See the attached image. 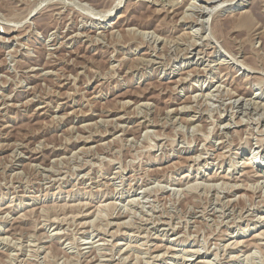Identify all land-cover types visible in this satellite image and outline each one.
<instances>
[{"label": "rangeland", "instance_id": "1", "mask_svg": "<svg viewBox=\"0 0 264 264\" xmlns=\"http://www.w3.org/2000/svg\"><path fill=\"white\" fill-rule=\"evenodd\" d=\"M117 1L0 0V264H264V0Z\"/></svg>", "mask_w": 264, "mask_h": 264}, {"label": "bare ground", "instance_id": "2", "mask_svg": "<svg viewBox=\"0 0 264 264\" xmlns=\"http://www.w3.org/2000/svg\"><path fill=\"white\" fill-rule=\"evenodd\" d=\"M209 1V0H208ZM208 1H206L207 3H208ZM212 2V1H211ZM230 2V1H229ZM238 2H239V0H238ZM120 3H121V1L119 0V1H117L115 4H113L106 12H104V13H106L105 15L103 14V18H105V17H108L107 19H110V17H111V14H112V12L116 9V8H118L119 7V5H120ZM240 3H242V2H240ZM233 4H236V2H234ZM157 5V4H156ZM242 5V4H241ZM221 6V5H220ZM236 6V5H235ZM234 5L233 6H231L230 8H233V7H235ZM91 7V6H90ZM242 7V6H241ZM187 8V7H186ZM94 9V8H93ZM180 8H172V10H171V13H174V12H177L178 10H179ZM188 9V8H187ZM203 9V8H202ZM234 9V8H233ZM170 11V10H169ZM234 10H229L228 12L229 13H231V12H233ZM101 13V12H100ZM101 15V14H100ZM102 16V15H101ZM188 17H189V15H187ZM81 18V17H80ZM182 19V18H181ZM106 21V20H105ZM108 26V24H106V22L104 23V20L102 21L101 20V28H105V27H107ZM68 28V27H67ZM112 28H113V26H112ZM150 32V31H149ZM144 34V33H143ZM77 35V34H76ZM87 35V34H86ZM144 36V35H143ZM152 37V36H151ZM69 38V37H68ZM96 38V37H95ZM158 38V37H157ZM160 38V37H159ZM1 39V38H0ZM13 39H15V38H13ZM67 40V39H66ZM92 40V39H91ZM204 40H205V38H204ZM9 42V41H8ZM55 42V41H54ZM177 42V41H176ZM193 42V41H192ZM195 42V41H194ZM193 42V43H194ZM95 43V42H94ZM174 43V42H173ZM61 44V43H60ZM96 44V43H95ZM154 44V43H153ZM166 44V43H165ZM192 46V45H191ZM153 47V46H152ZM154 48V47H153ZM156 48V47H155ZM14 52V51H13ZM189 52V51H188ZM263 53V52H262ZM186 54V53H185ZM229 54V53H228ZM261 54V53H260ZM17 55V54H16ZM156 55V54H155ZM234 55V54H233ZM231 56V55H230ZM160 58V57H159ZM138 60H140V59H138ZM136 61V60H135ZM141 61V60H140ZM149 61V60H148ZM223 61V60H222ZM149 62H151V61H149ZM148 62V63H149ZM158 62V61H157ZM243 62V61H242ZM143 63V62H142ZM145 63V62H144ZM137 64V63H136ZM243 64V63H242ZM149 65V64H148ZM133 66V65H132ZM111 68V67H110ZM246 68H247V66H246ZM249 68V67H248ZM193 70V69H192ZM253 70V69H252ZM259 70V69H258ZM257 70V71H258ZM246 71V70H245ZM51 72V71H50ZM79 72V71H78ZM205 72V71H204ZM52 75H54V74H52ZM263 75V74H262ZM25 77V76H24ZM71 77V76H70ZM246 77V76H245ZM250 77H252V76H250ZM73 78V77H72ZM256 78V77H255ZM69 79V78H68ZM74 79V78H73ZM253 79H254V77H253ZM27 80V79H26ZM67 80V79H66ZM183 80V79H182ZM176 81V80H175ZM255 81V80H254ZM179 82V79H178V81H176V85H177V83ZM183 82V81H182ZM22 83V82H21ZM69 83V82H68ZM73 84V83H72ZM253 84V83H252ZM175 85V86H176ZM260 85V84H259ZM227 89V88H226ZM225 89V90H226ZM217 90V89H216ZM220 91V90H219ZM229 91V90H228ZM59 92V91H58ZM56 93V92H55ZM222 93V92H221ZM81 94V93H80ZM209 94V93H208ZM220 94V93H219ZM257 94V93H256ZM31 95V94H30ZM205 95H207V94H205ZM216 95V94H215ZM225 95V94H224ZM236 95V94H235ZM11 96V95H10ZM69 96V95H68ZM194 96H196V95H194ZM202 96V95H201ZM212 96V95H211ZM36 97V96H35ZM192 98V97H191ZM212 98V97H211ZM236 98V97H235ZM237 98H240V99H242L243 101H244V103H245V106L247 105L248 106V104H247V102L249 103V105L250 104H252V109L253 110H256L257 111V108H258V106H260V108L259 109H261V110H264V103L262 104V105H259V103L257 102V101H255V100H258L259 99V97H257L256 95L254 96V95H251L250 93H245V92H239L238 94H237ZM232 99V98H231ZM27 100V99H26ZM28 100H30V99H28ZM35 100V99H34ZM214 100V99H213ZM30 101H33L32 99L30 100ZM231 101V100H230ZM26 102V101H25ZM29 102V101H28ZM121 102V101H120ZM130 102V101H129ZM128 102V103H129ZM232 102V101H231ZM27 103V102H26ZM30 103V102H29ZM64 103V102H63ZM146 103V102H145ZM234 103H236V102H234ZM28 104V103H27ZM47 104H49V103H47ZM261 104V103H260ZM10 105V104H9ZM8 105V106H9ZM119 105H121L120 103H119ZM129 105V104H128ZM148 105V104H147ZM152 105V104H151ZM21 106V105H20ZM62 106V105H61ZM194 106V105H193ZM229 106V105H228ZM242 106V105H241ZM6 107V106H5ZM43 107V106H42ZM143 107V106H142ZM154 107V106H153ZM183 107V106H182ZM38 108V107H37ZM36 108V109H37ZM40 108V107H39ZM38 108V109H39ZM126 108V107H125ZM178 108V107H177ZM181 108V107H180ZM185 108V107H184ZM189 108V107H188ZM245 108H247V107H245ZM244 108V109H245ZM248 109V108H247ZM49 110V109H48ZM134 110V109H133ZM178 110H180L181 111V109H178ZM183 110V109H182ZM198 110V109H197ZM253 110H252V112H253ZM120 111V110H119ZM173 111V110H172ZM172 111H169V112H172ZM180 111H178V112H180ZM250 111V110H249ZM115 112V111H114ZM167 112V111H166ZM243 112V111H242ZM110 113H112V112H108V115H111ZM142 113V112H141ZM254 113V112H253ZM260 113H261V111H260ZM41 114V113H40ZM244 114H245V112H244ZM262 114V113H261ZM107 115V114H106ZM127 115V114H126ZM210 115V114H209ZM247 115V114H246ZM141 116V115H140ZM222 116V115H221ZM261 116V115H260ZM264 116V115H263ZM66 117V116H65ZM78 117V116H77ZM120 117V116H119ZM162 117V116H161ZM53 118V117H52ZM55 118V117H54ZM117 118V117H116ZM121 119H122V117H121ZM130 119V118H129ZM147 119V118H146ZM187 119V118H186ZM259 119V118H258ZM192 120V119H191ZM213 120V119H212ZM241 121V120H240ZM243 121V120H242ZM256 121H257V119H256ZM261 121H264V119H262ZM109 122V121H108ZM171 122H173V121H171ZM160 123V122H159ZM228 123V122H227ZM232 123V122H231ZM235 123V122H234ZM237 123V122H236ZM245 123V122H244ZM255 123V122H254ZM100 124V123H99ZM172 124V123H171ZM180 124V123H179ZM94 125V124H93ZM149 125V124H148ZM11 126V125H10ZM140 126L141 127H143V124H140ZM145 126V125H144ZM200 126V125H199ZM228 125L226 124L225 125V127H227ZM124 127V126H123ZM191 127V126H190ZM196 127H198V126H196ZM228 127H230V126H228ZM163 128V127H162ZM194 128V127H193ZM223 128V127H222ZM86 129V128H85ZM216 130V129H215ZM261 130V129H260ZM89 132V131H88ZM96 132V131H95ZM113 132V131H112ZM260 132V131H259ZM262 132V131H261ZM101 133V132H100ZM102 133H103V131H102ZM108 134V133H107ZM145 134V133H144ZM80 135V134H79ZM79 135H77V136H79ZM255 138V137H254ZM69 139V138H68ZM87 139V138H86ZM64 140V139H63ZM81 140V139H80ZM131 140V139H130ZM140 140V139H139ZM182 140V139H181ZM256 140H259V139H256ZM262 140V139H261ZM264 141V140H263ZM85 142V141H84ZM180 142V141H179ZM258 142V141H257ZM260 142H262V141H260ZM41 143V142H40ZM68 143V142H67ZM174 143V142H173ZM193 143V142H192ZM231 143V142H230ZM20 145V144H19ZM201 145V144H200ZM231 145V144H230ZM260 145V144H259ZM52 146V145H51ZM134 146V145H133ZM161 146V145H160ZM262 146H264V143H261V146L260 147H262ZM17 147V146H16ZM259 147V146H258ZM19 148V147H18ZM67 148V147H66ZM230 148V147H229ZM260 149V148H259ZM32 150V149H31ZM80 150V149H79ZM263 150V149H262ZM33 151V150H32ZM13 152H14V150H13ZM94 152V151H93ZM35 153V152H34ZM223 153V152H222ZM264 153V152H263ZM22 154V153H21ZM41 154V153H40ZM54 154V153H53ZM261 154H262V152H261ZM73 155V154H72ZM263 155V154H262ZM20 156V155H19ZM75 156V155H74ZM198 156V155H197ZM196 156V157H197ZM261 156V155H260ZM15 157V156H14ZM17 157H18V155H17ZM38 157V156H37ZM83 157V156H82ZM97 157V156H96ZM218 157V156H217ZM222 157V156H221ZM193 158V157H192ZM34 159V158H33ZM58 159V158H57ZM69 159V158H68ZM83 159V158H82ZM188 160L190 159V158H187ZM194 159V158H193ZM11 160V159H10ZM56 160V159H55ZM85 160V159H84ZM99 160H101V159H99ZM246 160V159H245ZM90 161V160H89ZM189 161H191V160H189ZM193 162V161H192ZM19 165V164H18ZM31 166V165H30ZM95 166H96V164H95ZM83 167V166H82ZM93 167V166H92ZM244 167H247V168H250L251 170H249L250 172H252V171H254V169H255V166H254V164H252V163H250L249 161L248 162H246L245 163V165H244ZM175 168V167H174ZM199 168V167H198ZM36 170V169H35ZM159 170V169H158ZM189 170V169H188ZM154 171V170H153ZM15 173V172H14ZM18 173V172H17ZM87 173V172H86ZM243 173V172H242ZM7 175H9V174H7ZM83 175V174H82ZM244 177H247L246 176V174H242ZM251 175V177H255V176H257V175H253L252 176V174H250ZM249 176V175H248ZM188 177V176H187ZM224 177H226V176H224ZM223 178V177H222ZM249 178V177H248ZM62 179V178H61ZM135 179V178H134ZM187 179V178H186ZM216 179V178H215ZM252 179V178H251ZM128 180V179H127ZM190 180V179H189ZM235 180V179H234ZM18 181V180H17ZM3 182V181H2ZM258 182V181H257ZM263 182V181H262ZM6 183V182H5ZM46 183V182H45ZM105 183V182H104ZM199 183V182H198ZM254 183V182H253ZM121 184V183H120ZM250 184V183H249ZM258 184V183H257ZM218 185V184H217ZM193 186V185H192ZM209 186V185H208ZM213 186V185H212ZM216 186V185H215ZM162 187V186H161ZM186 187V186H185ZM190 187H191V185H190ZM198 187V186H197ZM156 188V187H155ZM204 188V187H203ZM208 188V187H207ZM238 188H239V186H238ZM248 188V187H247ZM262 188V187H261ZM113 189V188H112ZM152 188H150V190H151ZM199 189V188H198ZM212 189V188H211ZM232 189V188H231ZM263 189V188H262ZM20 190V189H19ZM175 190V189H174ZM13 191V190H12ZM171 191V190H170ZM176 191V190H175ZM229 191V190H228ZM250 191V190H249ZM141 192V191H140ZM147 192V191H146ZM149 192V191H148ZM190 192V191H189ZM172 193V192H171ZM96 194V193H95ZM201 194V193H200ZM227 194V193H226ZM24 195V194H23ZM181 196V195H180ZM206 196V195H205ZM218 198V197H217ZM200 199V198H199ZM233 199V198H232ZM248 199V198H247ZM264 199V198H263ZM135 200V199H134ZM141 201V200H140ZM177 201V200H176ZM186 201V200H185ZM245 201V200H244ZM129 202H131L130 200H129ZM225 203V202H224ZM64 204V203H63ZM117 204V203H116ZM230 204V203H229ZM243 204H245V203H243ZM133 205V204H132ZM261 205V204H260ZM64 206V205H63ZM113 206V205H112ZM251 206V205H250ZM9 207V206H8ZM50 207V206H49ZM73 207V206H72ZM114 207V206H113ZM207 207V206H206ZM242 207H243V205H242ZM78 208V207H77ZM143 208V207H142ZM204 208V207H203ZM220 208V207H219ZM249 208V207H248ZM61 209V208H60ZM80 209V208H79ZM150 209V208H149ZM232 209V208H231ZM101 210V209H100ZM124 210V209H123ZM1 211V210H0ZM219 211V210H218ZM29 212V211H28ZM75 212V211H74ZM127 212V211H126ZM42 213V212H41ZM98 213V212H97ZM96 213V214H97ZM248 213V212H247ZM59 214V213H58ZM71 214V213H70ZM90 214V213H89ZM92 214V213H91ZM11 215V214H10ZM42 215V214H41ZM110 215V214H109ZM238 215V214H237ZM24 216V215H23ZM45 216H47V215H45ZM70 216V215H69ZM72 216V215H71ZM83 216V215H82ZM99 216H102V215H100L99 214ZM235 216V215H234ZM113 217V216H112ZM161 217V216H160ZM222 217V216H221ZM20 218V217H19ZM26 218V217H25ZM65 218V217H64ZM68 218V217H67ZM66 218V219H67ZM104 218V217H103ZM146 218V217H145ZM15 219V218H14ZM42 219V218H41ZM95 219V218H94ZM102 219V218H101ZM201 219V218H200ZM44 220V219H43ZM70 220V219H69ZM147 220V219H146ZM181 220V219H180ZM256 220V219H255ZM263 220H264V218H263ZM45 221V220H44ZM49 221V220H48ZM55 221V220H54ZM91 221V220H90ZM129 221V220H128ZM149 221V220H148ZM219 221V220H218ZM7 222V221H6ZM100 222V221H99ZM234 222V221H233ZM73 223V222H72ZM85 223V222H84ZM101 223V222H100ZM67 224V223H66ZM69 224V223H68ZM78 224V223H77ZM163 224V223H162ZM161 224V225H162ZM164 225V224H163ZM216 225V224H215ZM221 225H222V223H221ZM168 226V225H167ZM41 227V226H40ZM74 227V226H73ZM128 227V226H127ZM70 228V227H69ZM99 228V227H98ZM100 229V228H99ZM120 229V228H119ZM165 229V228H164ZM217 229V228H216ZM69 230V229H68ZM105 230V229H104ZM174 230V229H173ZM176 231V230H175ZM196 231V230H195ZM60 233V232H59ZM86 233V232H85ZM146 234V233H145ZM259 234V233H258ZM112 235V234H111ZM185 235V234H184ZM32 236V235H31ZM257 237V236H256ZM38 238V237H37ZM74 238V237H73ZM258 238H259V236H258ZM253 239V238H252ZM2 240V239H1ZM76 240V239H75ZM188 240V239H187ZM54 241V240H53ZM105 244V243H104ZM103 245V244H102ZM220 245V244H219ZM227 245V244H226ZM143 246V245H142ZM204 247V246H203ZM18 248V247H17ZM20 248V247H19ZM157 248V247H156ZM255 248V247H254ZM101 249V248H100ZM205 249V248H204ZM30 250V249H29ZM187 250V249H186ZM197 251V250H196ZM39 252H40V250H39ZM188 252V251H187ZM198 252V251H197ZM75 253V252H74ZM144 253V252H143ZM193 254V253H192ZM214 254V253H213ZM254 254V253H253ZM98 256V255H97ZM155 256V255H154ZM159 256V255H158ZM155 259H157V258H155ZM188 259V258H187ZM232 259V258H231ZM26 260V259H25ZM119 260V259H118ZM214 260V259H213ZM107 261V260H106ZM184 261V260H183ZM126 262V261H125ZM204 262V261H203ZM202 262V263H203ZM28 263V262H27ZM193 263H195V262H193ZM185 264V263H184ZM209 264V263H208Z\"/></svg>", "mask_w": 264, "mask_h": 264}]
</instances>
